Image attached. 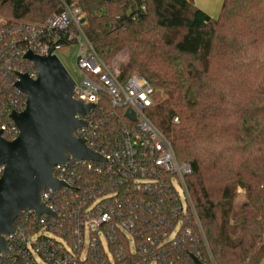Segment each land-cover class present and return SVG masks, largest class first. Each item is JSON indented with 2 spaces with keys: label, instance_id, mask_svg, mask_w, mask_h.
Instances as JSON below:
<instances>
[{
  "label": "trees",
  "instance_id": "1",
  "mask_svg": "<svg viewBox=\"0 0 264 264\" xmlns=\"http://www.w3.org/2000/svg\"><path fill=\"white\" fill-rule=\"evenodd\" d=\"M3 1L5 20L62 11L57 0ZM65 1L83 12L85 35L107 65L127 50L122 81L137 74L153 86L148 116L193 167L187 186L205 235L199 261L261 264L264 0H224L217 19L194 0ZM239 189L246 196L237 206ZM184 251L181 261L194 264Z\"/></svg>",
  "mask_w": 264,
  "mask_h": 264
},
{
  "label": "built area",
  "instance_id": "2",
  "mask_svg": "<svg viewBox=\"0 0 264 264\" xmlns=\"http://www.w3.org/2000/svg\"><path fill=\"white\" fill-rule=\"evenodd\" d=\"M57 1L62 11L43 21L0 18V132L9 142L19 137L11 116L25 110L27 97L18 74L39 77L26 55L57 56L76 46L83 81L74 99L95 109L77 116L86 127L75 135L104 161L70 156L56 166L54 178L65 187L41 193L55 216L24 213L4 236L10 254L0 250V264H187L183 250L199 260L205 235L187 186L193 167L148 116L153 86L137 74L122 81L85 35L83 12ZM4 171L0 166V179Z\"/></svg>",
  "mask_w": 264,
  "mask_h": 264
},
{
  "label": "water",
  "instance_id": "3",
  "mask_svg": "<svg viewBox=\"0 0 264 264\" xmlns=\"http://www.w3.org/2000/svg\"><path fill=\"white\" fill-rule=\"evenodd\" d=\"M25 58L37 67L39 77L32 80L18 74L17 88L27 97L25 110L11 116L19 137L9 142L0 132V166H5L0 179V250L6 254L10 251L4 236L15 232V223L24 213L33 211L38 218L55 216L42 202L41 193L45 188L56 191L65 187L54 178L56 166L66 165L70 156L77 161H104L87 147L85 139L75 135L86 127L77 116L88 115L95 105L74 99L76 82L60 59L32 53ZM127 117L135 120L131 111ZM192 258L195 264H202Z\"/></svg>",
  "mask_w": 264,
  "mask_h": 264
},
{
  "label": "rangeland",
  "instance_id": "4",
  "mask_svg": "<svg viewBox=\"0 0 264 264\" xmlns=\"http://www.w3.org/2000/svg\"><path fill=\"white\" fill-rule=\"evenodd\" d=\"M195 5L201 9L202 11L206 12L207 14H215L214 16H218L224 0H195ZM37 6H40L41 3H36ZM38 8V7H37ZM37 10V9H36ZM36 12V13H35ZM217 13V14H216ZM39 11H34V17L32 20L39 17ZM217 18V17H216ZM77 54H78V48L76 46H69L62 49H59L57 51V56L66 68V70L69 72L73 80L80 84L83 81V74L77 67ZM128 60V53L127 50L122 51L119 53L113 61L108 64L110 69L112 71L118 72V68L120 65H123ZM237 199L236 204L237 206H240L245 201V191L239 189L237 193Z\"/></svg>",
  "mask_w": 264,
  "mask_h": 264
},
{
  "label": "crops",
  "instance_id": "5",
  "mask_svg": "<svg viewBox=\"0 0 264 264\" xmlns=\"http://www.w3.org/2000/svg\"><path fill=\"white\" fill-rule=\"evenodd\" d=\"M195 1V0H194ZM206 13V12H205ZM217 14V13H216ZM220 14V13H219ZM212 19H217L218 16H214L215 14L211 15V14H208ZM217 17V18H216ZM261 264H264V260H262Z\"/></svg>",
  "mask_w": 264,
  "mask_h": 264
}]
</instances>
